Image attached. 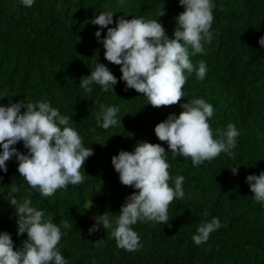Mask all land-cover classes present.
<instances>
[{"label": "trees", "instance_id": "obj_1", "mask_svg": "<svg viewBox=\"0 0 264 264\" xmlns=\"http://www.w3.org/2000/svg\"><path fill=\"white\" fill-rule=\"evenodd\" d=\"M162 6L165 14L157 19L171 37L175 17L183 10L178 0H35L32 7L20 0H0V90H7L0 103L47 99L72 116L86 146L94 149L83 165L87 179L58 189L52 197L36 189L25 191L15 156L6 161L7 171L0 170V230L12 234L14 247L22 246L27 233L16 234L15 209L8 202L11 183L24 185L14 195L31 196L54 222L72 223L59 245L68 264H264V206L253 199L245 180L249 173L264 170V47L258 43L264 35V0H215L214 37L204 44V52L191 56L194 64L206 61L204 79H197L195 71L187 73L186 97L153 106L136 89L125 90L120 66L104 57L102 41L95 36L101 26L92 19L105 9L116 11L114 22L121 14L151 19ZM111 26L114 23L101 28V37ZM94 61L105 63L117 76L114 91L94 84L88 93L79 86ZM193 97H204L214 106L209 118L214 134L229 122L240 130L233 155L222 152L210 162L193 165L190 157H173L169 150V172L185 177V196L170 202L169 222L138 221L132 226L143 244L136 251L118 247L102 225L89 233L96 215L106 210L118 215L126 196L138 191L119 180L112 155L120 149L131 151L140 140L167 149L154 126L169 113L178 114L181 102ZM100 103L119 104L121 124L101 127ZM14 146L27 152L22 140ZM236 164L238 172L233 174L230 167ZM212 216L220 218L221 226L204 243H194L197 225Z\"/></svg>", "mask_w": 264, "mask_h": 264}, {"label": "clouds", "instance_id": "obj_2", "mask_svg": "<svg viewBox=\"0 0 264 264\" xmlns=\"http://www.w3.org/2000/svg\"><path fill=\"white\" fill-rule=\"evenodd\" d=\"M20 2L32 7L35 0ZM178 3L183 10L175 17L171 37L157 19L165 14L163 6L151 19L142 15H132L129 19L121 14L114 22L116 11L112 9L100 11L92 19V23L101 28L114 23L107 27L103 37L101 28L95 31L105 49L104 57L120 66L125 90L136 89L153 106L179 102L182 96H187L183 89L187 73L195 71L197 79L203 80L208 70L206 61L201 59L194 64L191 56L204 52V44L211 43L214 37L215 0H178ZM258 43L264 47V35L258 38ZM117 79L105 63L94 61L90 74L81 76L79 86L88 93L92 92L94 84L104 91H114ZM5 96L7 90H0V97ZM181 108L178 114L171 112L154 126L155 135L166 141L167 149L161 143L140 140L131 151L120 149L112 155L111 163L119 180L138 191L126 196L118 215L107 210L96 215L89 233L102 225L118 247L136 251L143 244L132 226L138 221L169 222L170 202L185 196V177L182 174L172 176L169 172V150L173 157H190L193 165L210 162L222 152L233 155L240 135L235 123L215 129L214 134L209 118L215 109L204 97L181 102ZM119 112V104L100 103L98 123L105 129L121 124ZM71 121L74 120L70 114L62 113L47 99L0 103V170L7 171L6 161L14 155L18 172L27 185L25 191L36 189L43 197H52L58 189L66 190L69 185L82 184L89 176L83 168L84 162L94 149L86 146L84 137ZM21 140L27 152L14 146ZM230 168L233 174L238 172V164ZM245 180L253 192V199L264 206V170L259 174L249 173ZM22 187L24 185L10 184L8 202L15 209L17 236L26 232L27 238L22 246L14 247L12 234L0 230V264H68L59 245L67 229L73 227L72 223L67 219L56 223L44 209L33 204L31 196L14 195L20 193ZM203 215H208L207 210ZM220 226V218L212 216L197 225L192 240L202 244ZM95 242L100 243V240Z\"/></svg>", "mask_w": 264, "mask_h": 264}]
</instances>
